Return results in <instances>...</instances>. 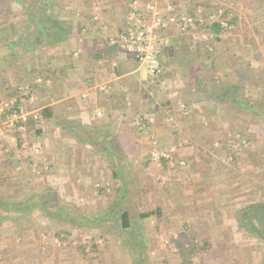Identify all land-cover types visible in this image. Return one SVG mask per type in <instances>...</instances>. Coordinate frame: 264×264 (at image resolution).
<instances>
[{"label":"rangeland","instance_id":"1","mask_svg":"<svg viewBox=\"0 0 264 264\" xmlns=\"http://www.w3.org/2000/svg\"><path fill=\"white\" fill-rule=\"evenodd\" d=\"M133 1H115L118 2L116 9H126L119 31L125 26ZM137 1L139 7L144 8L141 13L146 19H151V13L145 8L148 2L155 4L166 19L165 26L161 27L165 33L158 35L160 75L150 76L146 64L137 61L143 70L141 79L146 80L139 94L148 100L145 107L138 108L140 104L134 102V108L127 105L108 116L100 110L101 118L94 117L87 124L75 102V110L65 111L66 115L58 110L60 118L56 116L47 122H37L35 127L42 129L37 134L33 128L16 129L15 119L21 114L38 117L45 105L44 90L35 92L40 86L35 83H45L47 89L56 85L55 79H25L23 85L29 86V91L36 94L30 92L27 96L19 92L20 112H12L0 122V202H25L34 194L49 196L44 191L50 189L72 213L89 218L111 207L117 198L118 186L125 180L126 200L123 199L121 205L124 216L119 217V223H125V218L126 223L135 227L136 238L144 237L138 251L146 264H181L172 239L181 230L188 232L190 228L197 230L200 239L206 238L209 242L208 249L193 256V264H264V233L258 228L259 215L264 212V116L255 109L248 114H236L230 109L225 112L220 103H215L220 95L218 90L224 89L223 82L226 81L244 83L250 100L264 104V0H147L144 4L142 0ZM115 2L55 0L50 8L54 9L52 21L63 37L59 42L33 48L32 61L34 56L39 59L43 55L44 47L46 51L51 45H56L54 49L64 47L65 42H69L72 27L77 28L79 22L108 24L107 14L101 9H110ZM39 10L34 0H0V104L14 101V97H7L9 91L13 86L17 89L22 86L19 79L31 77L23 74L29 64L23 56L26 50L10 47L8 42L24 32L35 36L36 28L29 32L26 21L29 19L32 24L43 22ZM120 16L123 13L117 17L110 15L112 20ZM170 16L173 21L169 20ZM212 22L222 25L219 34L206 28ZM103 31L108 33L109 29ZM23 39L29 41L31 37ZM198 41L203 44H197ZM170 45L174 46L176 53L184 49L186 55L181 58L173 54L170 58L165 53V48ZM72 47L66 48L64 54H73L75 47ZM203 47L215 54L209 68H205L198 58L192 62L187 60L201 53ZM196 50H199L197 54ZM8 55H16V68L20 67L18 69L22 71L23 76L19 78L20 74L17 75L16 81L8 75L11 67ZM188 67L191 72L194 70L192 76L196 80L189 79ZM250 69L253 74L261 73V77L255 80L243 76ZM45 73L42 69L41 75ZM148 75L149 80L146 79ZM241 75L246 79L238 80ZM203 77L204 92L197 89L199 79ZM133 86L124 90L132 102L138 97L133 93L136 92ZM196 95L201 100L196 101ZM120 98L125 100L123 96ZM166 102L165 106L161 105ZM156 103H160L159 110L154 111ZM9 105L11 107L12 103ZM199 122L204 126L196 130L194 125ZM157 139L158 143L153 146ZM219 139H228L227 146L237 153V177L229 175L224 178L222 174L214 173L217 163L228 162L230 156L216 142ZM103 142L104 149L100 145ZM120 153L125 156L122 162H116L114 155ZM161 157L167 159L163 165ZM115 167L120 169V179L112 175ZM207 178L213 181L214 190L204 193L203 188L198 195L195 188L203 187ZM232 184L237 187L230 188ZM191 186H194L193 203H213L216 210L209 206L210 212L219 213L216 205L222 202L221 199H226L222 204L227 206L224 207L227 215L251 210L247 216L251 215L256 232L249 225H243L241 218L238 219L240 224L236 222V229L230 226L233 223H227L237 232L235 235L234 230L233 234L228 230L215 231L213 223L220 225L221 221L214 214L212 221H204L199 229L196 223L188 224L184 220L188 218L185 214H188L189 206L177 212L178 207L170 205L169 199L171 204L189 201ZM230 200L237 206L230 205ZM156 207L160 208L161 216L139 217V213ZM0 214L5 217L0 221V264H132L114 221L92 223L80 218L78 221L66 217L54 219L37 208L24 216L0 208ZM247 216L244 217L246 220ZM92 245H96L97 250Z\"/></svg>","mask_w":264,"mask_h":264},{"label":"trees","instance_id":"2","mask_svg":"<svg viewBox=\"0 0 264 264\" xmlns=\"http://www.w3.org/2000/svg\"><path fill=\"white\" fill-rule=\"evenodd\" d=\"M115 1L116 0H113V2H115ZM146 1L147 0H142V3L144 4V2H146ZM34 2H37V4H38V8L40 9L39 11H40V15L42 17L43 22L36 21V23L33 22V24H32V21L27 19L26 23H28L27 25L29 26L28 27L29 32H31L32 30H34V28H36L37 31H36L35 36L32 37L33 34L31 35L28 32L27 33L24 32V33H22V35H18V38L13 39L12 41L8 42V45L10 47H14V46L21 47L24 51L26 50V53L29 51L27 53V56L29 57L30 61L32 60L31 58H33V57H31V53H32L33 48H35L36 46H43V45L52 44L54 42H57L58 40H61L63 37L62 32H60L59 29L55 25H53L54 21H52V15L54 14V9H50V8L53 7L55 0H34ZM140 9H144V8L140 7ZM32 26H35V27L31 28ZM206 28L209 29L214 34H219V32L222 30L223 27L219 22H212L209 25H206ZM164 33L162 31V28L159 29L158 35L163 36ZM28 35L31 37V40H29V41L25 40L24 41L23 38H25V37L28 38L29 37ZM102 43L104 45V47H102V50L105 49L111 53L116 52V49L119 48L117 45L110 44L108 42L107 37H105V39L102 40ZM14 44H18V45H14ZM197 44H203V43L198 41ZM93 47H94V42H93ZM173 50H174V46H171V45L167 46L165 48L166 55L169 56L170 58L171 57L173 58V54H175V55L178 54V57H181L182 55H186V51L184 49L182 51H178V53H176V51H173ZM201 50L202 49H200V51ZM198 51L199 50H196V54ZM25 55H23L24 58H26ZM14 56H16V55H14ZM100 56L101 55H98V57H96V58H99ZM38 57L34 56L35 59L32 61V63L34 61H36V62L33 64H29V65H27V67L24 68L25 69V72L23 73L24 77L31 76V77H29L30 79L23 78L21 80L19 79L18 82L24 83V82H26V80L34 81L36 79V77H43L44 79L48 78V79L52 80V77H53L52 72H50L49 69H45L44 67H41L42 66L41 61H40L41 57L39 59H37ZM197 58L199 59V62L203 63V66L205 68L206 67L209 68L211 66L210 61L215 59V54H214V51L210 52L205 47H203V51H201V53H199L198 55H195L193 57H190V59H187V60L192 62V61H194V59H197ZM30 65H32V66L35 65V66L31 67ZM18 68H20V67H18ZM42 69H44V71L46 72L45 75H41ZM190 69H191V67H188V70H190ZM257 70L259 72H261L262 69H257ZM17 71L20 74V75L18 74L19 78H21V76H23L22 71L19 69H17ZM251 71H253V69H250L246 73H243V76H246L247 78H251V79L254 78L255 80H257L261 77V73L260 74L259 73L253 74V73H251ZM190 72H191V70H190ZM26 75H29V76H26ZM192 75H195L194 70H192L189 79L190 80H193V79L196 80V77L192 76ZM243 76L241 75L238 78V80L242 81V80L246 79ZM204 79H205L204 77L200 78L199 83L197 85V89L201 90L202 92H204V90H206L205 85H204ZM2 81H4V80H2ZM9 81H10V79H9ZM223 83H224L225 87L223 90L222 89L218 90V92L220 91V93H219L220 95H218V97H217L218 99L215 100V103H220L223 106V109L225 112H228L230 109V111L233 110L234 113L237 112L236 114H242V113L248 114V113L252 112V110L255 109V110H257V112L259 114H262L264 116V104L261 103L260 101H254V99L250 100V97H249L250 95L249 96L246 95V92L244 89L245 88L244 83L243 84L229 83L226 81ZM36 84L40 85V86L38 88L36 87L35 92L38 93L42 89L43 90L46 89L44 86L45 85L44 83H35V85ZM18 89H19V91H18ZM18 89L13 86L12 90L9 91L11 93H9V94L7 93L8 94L7 97H9V98L14 97V101H13L10 109H7V110L5 109L4 111H2L0 113V122L3 121L6 117H8L10 115V113H12V112H15V113L20 112L19 105H20L21 93H19V92H22V91H21L20 87ZM31 89H33V87H31ZM33 93H34V91H33ZM34 94H36V93H34ZM197 100H201L200 97L197 96L196 101ZM165 104H168V103L167 102L161 103V105H163V106H165ZM159 105H160V103H156L153 107V110L154 111L159 110ZM212 116H213V114H212ZM209 117H211V115H209ZM53 118H54V106L44 105L41 107L39 114H38V117H35V116L33 117V115L29 114L24 119L21 117L16 118L15 119V127H16V129L19 127H22L24 130H28V129L33 128L34 131L37 134H39V133H41L42 129H41V127H35V124L37 122H47V121L52 120ZM206 123H207V121L205 120L204 124H206ZM194 126L196 127V130H198L200 127H203L204 125L201 122H199L198 125L196 124ZM242 137H244V132L241 134V138ZM155 142L152 143L153 146H156V144L158 143V139L155 140ZM216 142H219L221 144V147L230 156H229L228 162L219 161L217 163L216 167H218V168L214 167V170H215L214 173L215 174H222L224 176V178H226L229 175H231V178L237 177V175L239 174V171H237V168H236V164H237L236 162H237V158H238L236 155L237 153L234 152V149L232 150L227 146L228 139H226V140L219 139V141H216ZM149 144H150L149 146L152 145L151 141H149ZM100 145L104 149V142L101 143ZM212 147L213 146H211V148ZM158 149H159V147H158ZM105 154H107V153L104 152V155ZM124 156L125 155L123 153L116 154V155H114V157H115L114 160L116 162H122ZM105 157H108V155H105ZM146 158L149 159L148 155ZM107 159H109V158H107ZM166 161H167L166 158L161 157V164L162 165ZM112 175H113V177L120 179L121 178L120 169L118 167H115L114 173ZM122 182H123L122 185L118 186L119 189H118L117 198L115 199V201L111 205V207H109L105 211L97 212L89 218L84 216V215L78 217V215H76L75 213H72L70 211V208H68L67 205L65 203H63L62 201H59L57 195H55V193L53 191H51L50 189L44 191V194L47 192L49 194V196H45V195L40 196V194L39 195L34 194L31 196V198H29V200H27L25 202H18V201H7L5 203L0 202V208L1 209L4 208V209L9 210L11 212H18L21 216L29 215L30 213L33 212L34 209L37 208L44 215L52 216L54 219H59V218L61 219L62 217H66V218H70L74 221H78V218H80L82 220H87V221L92 222V223H95V222L98 223L100 221H112V222L114 221V224L117 227V232L120 235L121 240L123 241V244L125 246L126 251L130 255L132 264H146L144 261V257L142 256L141 252L138 251V246L143 245V242L145 240L144 237L141 236V238L138 240L136 238V236H137L136 234H138V233L135 232L136 231L135 227L130 226L129 222L126 223L125 218L123 219V222H125V223H122L121 225L119 223V221H120L119 217L123 218V216H124V210L121 207V205L123 203V199L126 200L125 193H126V185L127 184H126L125 180ZM235 187H237V185H234V184L230 185V188H232V189ZM201 189L198 188V190H196V192H198V195H199V192H201ZM101 190H104V187ZM241 212H242V214H240V218H241L240 220H242V224L243 225H246V224L249 225L251 230L254 231V229H256V228L254 227V224H252V221H251L252 219L250 218L251 215L247 216L248 214L251 213V210L244 209ZM148 216H161L160 208L156 207V209H152L148 212L139 213V217H141V218H146ZM246 216H247V220H246V218H244ZM259 217L261 219H260V223L258 225V228L260 230H262V233H264V212L260 213ZM4 218L5 217H3L0 214V221ZM240 223H241V221H240ZM191 230H193V229L190 228V231H188V232L181 230L172 239V242L177 249V256L181 260V264H193V256L195 254H200V252L202 250L209 248L208 239H206V238L200 239L199 238L200 236H198V234H197V230H195V229L193 231H191ZM254 232H256V231H254ZM92 248L97 250L96 245H92Z\"/></svg>","mask_w":264,"mask_h":264},{"label":"crops","instance_id":"3","mask_svg":"<svg viewBox=\"0 0 264 264\" xmlns=\"http://www.w3.org/2000/svg\"><path fill=\"white\" fill-rule=\"evenodd\" d=\"M117 5L118 2H115L112 3V7L110 9H101L103 13L106 12L107 14V20H109L108 24L107 22L101 23L100 21H94V22L90 21L89 23L87 18L86 19L83 18V21L87 20L88 23L83 22L85 24H82L81 22H79L77 28L72 27L73 32L71 33L69 42H65V44L63 45L64 47L62 48L59 47L57 49H54L56 45H51V48L47 49V51L45 47L42 48L45 51H42L43 55L40 58L42 65L41 67H44L45 69H49L50 72H52L56 84L52 88L51 86L50 87L48 86V88L44 90L42 98L43 101L45 102V105L54 106V117L57 116V118H60L58 117L59 116L58 110H61V112L65 113V115L67 111L75 110L74 109L75 102L78 103V107L79 109H81L80 114H81V118L84 120L83 122L87 124H90L91 120L94 117L101 118V115H99L100 110H103V112L106 113V116H108V115H112L111 114L112 111L119 109L123 110L127 105L128 106L131 105L132 108L133 105L135 104L134 102L140 104L139 106L137 105L138 108H142V107L144 108L145 105L147 104L148 100L142 99L139 96V94H141L140 90H142L141 87L146 84L145 82L146 80L141 79L143 78L142 77L143 70L138 64V62L133 58V56H131L129 53H127L126 51L120 48H117L116 52L113 53L108 52L105 49L102 50V47H104L102 40L105 39V37H107L108 34H111V32L114 33L115 31L118 32L119 26L123 23L125 19L126 9H116ZM253 11L255 12V9ZM121 13H123V16H120L117 19L112 20L111 18L112 16L117 17V15H120ZM109 14L111 15V17ZM105 28L109 29L108 33L103 31V29ZM81 36L84 37V39H82ZM81 40H83V43H81ZM84 40L86 41V45H84L85 42ZM93 42H94V47H93ZM70 45L71 47L72 46L75 47L73 54L70 53L64 54L65 49L68 48ZM48 50H50V52ZM72 50L73 47L71 48V51ZM25 54H26L25 55L26 58H24V60H26V62L29 60L27 63L32 64V60L30 61L26 52ZM98 55L101 56L99 58H96L98 57ZM6 57L11 58L9 61L11 65L8 71L9 78L14 79L16 81L17 75L19 74L17 71L18 68H16L15 65L16 57L13 55H8ZM30 66L34 67L35 65L33 66L30 65ZM146 79L149 80L150 76L148 75ZM20 84L23 85V83ZM131 85H134L133 87L136 90V92L133 93H136V95L138 96L135 99V101L133 100V102L132 100L128 99V96L126 95L127 92H124V90H126V88H129V86ZM121 96L124 97L125 99L124 101L122 100V98H120ZM67 103L69 104L68 106H66ZM64 105L66 107H64ZM77 109L78 108L76 107V110ZM89 110L90 112H87ZM97 110H98L97 114L99 117L96 115ZM34 114L36 115L37 113ZM149 120H151V118H149ZM206 138H208V135H206ZM207 181L208 182L203 183V187L201 186L202 189L204 188V193L206 191H207L206 193H208L209 191L212 192V190H214L215 188L212 187L213 181L211 179L207 178ZM191 187H192L191 188L192 195L189 201L184 200V202L181 204L180 203L171 204L172 203L171 199H169L170 205H174L178 207L177 212H179L178 209L183 210V208H185L186 210V207L189 206L187 208V209L190 208L189 212L188 214H185V217L187 216L188 218H185L184 221H188L189 222L188 224L190 225H194L196 223L199 229L204 221L211 222L212 221L211 216H213L214 214L218 216V218L221 221V224L218 225L216 222H214L213 230L216 231L218 229V231H223V232H226L228 230L230 234H233L234 229L233 230L232 228L230 229L228 227L229 224L227 223L228 222L233 223L230 226L231 227L233 226L236 229L237 228L236 222H238V219H240L239 214L241 213L240 212L236 213L235 211L233 214L231 212L229 214L230 216L227 215L226 213L228 212L226 211L224 212L225 209L224 207L227 206L222 204L223 202L226 201V199H221L222 202L217 205L215 203L219 213L210 212L211 210L208 209L209 206H212V208L216 210L213 203L211 204L210 202L207 201L201 203H193V201L195 200L193 196L194 186ZM196 190H198V188H195V191ZM231 202L230 205L231 204L236 205L235 203L233 202L231 203ZM239 207L240 206L238 205L237 208L239 209ZM220 208L222 209V212L220 211ZM174 216H176V214H174ZM174 222H176V220ZM236 233L237 232L234 230V235Z\"/></svg>","mask_w":264,"mask_h":264},{"label":"built area","instance_id":"4","mask_svg":"<svg viewBox=\"0 0 264 264\" xmlns=\"http://www.w3.org/2000/svg\"><path fill=\"white\" fill-rule=\"evenodd\" d=\"M132 5V9L129 10L126 17L124 28L109 35L107 37L108 42L117 45L120 49L133 56L138 62L145 63L149 75L157 77L161 73V65L158 56L160 46L158 29L165 26L166 19H164L158 9H156L157 6L151 2H148L145 7L146 11L151 13V19H146L141 13L142 11L137 0H134ZM93 18L97 19V16ZM169 20L173 21V17L170 16ZM20 89L24 95L27 96L31 92L27 85L20 86ZM9 103H13V101L0 104V110L4 111L5 109H10ZM18 117L25 118L22 114L18 115ZM13 122L14 121L11 120L10 124L13 125Z\"/></svg>","mask_w":264,"mask_h":264}]
</instances>
